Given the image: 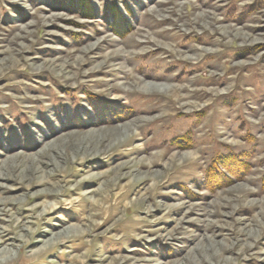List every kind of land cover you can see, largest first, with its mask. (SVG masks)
<instances>
[{"label": "rangeland", "instance_id": "obj_1", "mask_svg": "<svg viewBox=\"0 0 264 264\" xmlns=\"http://www.w3.org/2000/svg\"><path fill=\"white\" fill-rule=\"evenodd\" d=\"M162 43L193 58L160 60ZM126 73L196 76L212 93L180 108ZM263 252L264 0H0V264H264Z\"/></svg>", "mask_w": 264, "mask_h": 264}, {"label": "bare ground", "instance_id": "obj_2", "mask_svg": "<svg viewBox=\"0 0 264 264\" xmlns=\"http://www.w3.org/2000/svg\"><path fill=\"white\" fill-rule=\"evenodd\" d=\"M211 27V26H210ZM228 31V30H226ZM158 33H161L162 34V39H165V40H173V37L176 36V34L174 35H171V34H168L166 33L165 30H161L159 31ZM231 34V33H230ZM232 37H237V38H240L242 40H249V37L247 36V34H244L240 31H235L234 32V35H231ZM149 41V40H148ZM149 42H146L144 40H140V41H134L133 43L130 44V46L132 45V47L134 46H139L141 44H148ZM142 46V45H141ZM180 47L179 44H176V45H173V44H168V43H162V52L161 54H163V56H160L159 59L160 60H165L166 58L169 59L168 62L171 63V61H178V62H187L188 61V57L191 58L192 56H189L188 54H186V51H182V50H178L177 47ZM140 47V46H139ZM181 47H184V45H181ZM189 49V51H193L194 52V59H196L195 55L198 53V51H202L201 49H197V48H192V47H187ZM159 51V49H158ZM160 54V52H158ZM196 53V54H195ZM158 54V55H159ZM118 55V52L116 50H113L111 51L109 54H107L105 56V58L107 60L109 59H112V57L114 58V56ZM128 52L124 53L123 54V57H125V60H128ZM172 57H174V59H172ZM176 57V58H175ZM138 58V57H137ZM193 58V57H192ZM86 62H84L83 64H85ZM126 72V71H125ZM126 76L127 77H124L125 79H129V80H132L135 85H139V90L142 91V92H158V93H164V92H168V91H173V94L172 96L174 98H171L169 100H171L173 103H178L179 104V107L180 108H194L196 106H198L199 102V98L203 95H208L210 93H212L211 91V88H204V87H199L200 85H203L202 83H200L197 79H196V76L192 77V78H184V77H180L179 80L177 81L176 80V76L174 75H171V76H167L165 78H158V77H148L149 81L151 80L152 82L153 81H161V82H166V83H172V84H168V85H159V84H155V83H145L139 79H134V77L131 76V73H126ZM212 77H215L216 76H213ZM217 80H219V77L216 78ZM221 80H219L220 82ZM125 83V82H124ZM160 83V82H159ZM212 84V83H210ZM129 85V84H128ZM213 85V84H212ZM217 88V87H215ZM213 88V90L216 92L217 90ZM213 91V92H214ZM128 92V91H127ZM191 100V101H190ZM175 105V104H174ZM173 104H169V103H166V105H163L162 107L163 108H170V111L175 109L176 105L174 106ZM178 108V107H177ZM128 127V126H127ZM127 130V129H126ZM118 131V130H117ZM110 142V141H109ZM174 155V154H172ZM180 157L182 159H188V160H194V157H193V154L192 153H186V152H182L180 154ZM170 162V159L169 161ZM121 164V163H120ZM134 172V171H133ZM149 172V171H148ZM103 184V183H102ZM105 186V185H104ZM26 188V187H25ZM32 189V188H31ZM27 190V189H26ZM38 191V190H37ZM34 192V191H33ZM93 192V191H92ZM95 192V191H94ZM122 193V192H121ZM28 194V193H27ZM36 194V193H35ZM122 195V194H121ZM126 195V194H125ZM44 196H47V194H45ZM36 198H39V195H35ZM119 196H113V198H115L114 200L117 201ZM108 199V196L106 197H103L101 201H105ZM124 199V198H122ZM121 199V200H122ZM140 200V199H139ZM120 202V201H119ZM117 204H113L112 206H116ZM51 211H54L56 210L55 209V205H50L49 207ZM97 209L98 210H101L102 207H100L99 205L97 206ZM33 211L34 209L32 210H29V214H33ZM44 214V213H42ZM41 214V215H42ZM23 218H26V216H24ZM31 227H29L28 229H30ZM70 229H81L82 226H75V225H70L69 226ZM61 234H58L56 233V238L57 237H60ZM227 249V247H225ZM224 248V251L226 250ZM41 249V248H40ZM222 250V248L220 249ZM264 253V252H263ZM10 255L12 254H8L6 257H10ZM220 256L222 254H219ZM219 257V256H218ZM261 260H264V258H261Z\"/></svg>", "mask_w": 264, "mask_h": 264}, {"label": "trees", "instance_id": "obj_3", "mask_svg": "<svg viewBox=\"0 0 264 264\" xmlns=\"http://www.w3.org/2000/svg\"><path fill=\"white\" fill-rule=\"evenodd\" d=\"M221 164L224 165L223 162ZM226 166H228V165H226ZM232 168H234V169H231V170H233V172H237L238 173L240 171V169H237V167H232Z\"/></svg>", "mask_w": 264, "mask_h": 264}]
</instances>
